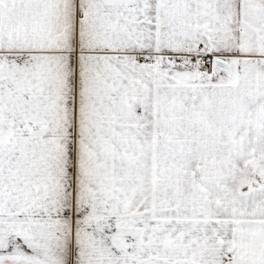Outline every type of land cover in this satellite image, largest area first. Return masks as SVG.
Masks as SVG:
<instances>
[{"label":"snow or ice","instance_id":"1","mask_svg":"<svg viewBox=\"0 0 264 264\" xmlns=\"http://www.w3.org/2000/svg\"><path fill=\"white\" fill-rule=\"evenodd\" d=\"M0 264H264V0H0Z\"/></svg>","mask_w":264,"mask_h":264}]
</instances>
